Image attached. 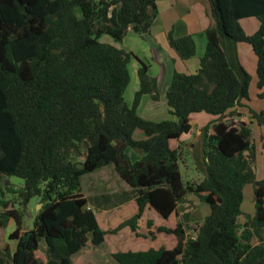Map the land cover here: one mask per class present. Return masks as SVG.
Wrapping results in <instances>:
<instances>
[{"label": "trees", "instance_id": "obj_1", "mask_svg": "<svg viewBox=\"0 0 264 264\" xmlns=\"http://www.w3.org/2000/svg\"><path fill=\"white\" fill-rule=\"evenodd\" d=\"M204 1L209 25L197 68L173 69L160 89L148 64L99 40L107 35L120 43L128 32L143 38L158 16L157 0H0V181H23L8 188L20 209L4 213V221L14 223L8 235L14 248L0 249V264H74L87 242L99 246L108 233L127 227L141 236L146 208L166 221L156 232L169 241L116 252L114 264H264V176L255 178L251 129L252 121L264 126V111L248 108L250 123L235 118L249 99L250 77L240 67L242 78L236 75L222 48L225 40L250 47L262 89L257 97L264 100V0ZM251 18L257 29L247 35L241 21ZM167 45L183 63L194 58L190 35L169 33ZM132 60L138 89L128 105L123 95ZM144 97H163L170 117L141 116ZM201 113L212 117L201 128L205 176L184 179L180 164L190 152L180 138ZM136 131L144 138H133ZM103 167L127 186L122 203L136 205V213L109 232L81 192L82 177ZM245 186L252 188L253 214L240 224ZM190 195L209 208L193 235ZM34 198L40 208L24 230L23 212Z\"/></svg>", "mask_w": 264, "mask_h": 264}, {"label": "rangeland", "instance_id": "obj_2", "mask_svg": "<svg viewBox=\"0 0 264 264\" xmlns=\"http://www.w3.org/2000/svg\"><path fill=\"white\" fill-rule=\"evenodd\" d=\"M161 5L164 4V0H161ZM191 14L186 17V23L188 29H190V34H195L192 38L196 43V51L193 59L200 58L205 49V37L203 31L205 27L209 24V17L207 13L206 3L196 2L192 5ZM79 15L78 12H76ZM241 27L244 30L245 34H248L249 25L241 23ZM100 42L113 44L118 48H123L127 51H130L142 59V62L149 64V74H157L159 67L153 60L154 47L152 43L148 40H143L136 34L128 32L123 38L122 42H114L109 36L102 35L99 38ZM228 41V40H225ZM224 41V42H225ZM232 43L231 41H229ZM150 43V45H149ZM233 44V43H232ZM231 44V45H232ZM245 44V43H243ZM247 45V44H245ZM249 50L245 46H239L235 54L233 50V63L236 66V70L239 73V78H242V73L240 71L241 65L239 60L244 67V69L249 72V99L245 100L244 103L247 106H240L245 108L248 111V106H254L258 104L259 106L264 107V100L258 98L256 95L258 89L256 87V58L253 55L250 47L247 45ZM152 50V51H151ZM142 52V53H141ZM152 58H154L152 60ZM239 58V59H238ZM255 60V63H254ZM195 61H192V64ZM137 62L132 60L128 64L129 72V83L124 92V99L128 105H131L134 93L138 89V81L136 77ZM255 64V68H254ZM164 66V65H162ZM240 67V68H239ZM164 79L160 77V89H163ZM162 93V90H161ZM250 101V102H249ZM250 104V105H249ZM259 112V110H257ZM139 114L145 117L148 120L159 121L167 119L170 117L168 110L165 106V101L163 97L159 101H151L148 97H144L139 106ZM210 118L211 116L204 113L195 114L192 116V121L195 123L196 118ZM201 125L199 127L203 128ZM252 129V139L255 149V178L260 180L264 176V126H259L255 123ZM197 129H194L193 135L186 140V147L184 150L189 151L188 147L192 146L190 159L184 163L180 164V172L182 177L185 179H195L199 180L202 178V174L199 171L202 170L203 157L201 153L200 145L196 143L195 135L197 134ZM139 132H135L133 138L138 139ZM189 141V142H187ZM263 141V142H262ZM193 149V150H192ZM133 158L137 159V156L131 151H127ZM200 168L198 169V165ZM188 176V177H186ZM23 184V181L16 177H9L8 179H3L0 181V201L2 203H7L6 206H3L0 203V221H4V213L14 209H20L18 200L9 193L8 188L20 187ZM127 186L119 180V178L114 173L111 167H103L96 172L87 174L81 179V192L87 197L90 201V206L95 209L96 220L99 227L104 231H112L115 229L118 224L123 220L130 218L136 213V205L133 200H129L126 203H122V194L127 191ZM244 201L242 204L244 215L240 218V224L244 223L245 215L250 213V209L253 208V193L251 186H245L243 190ZM187 202L189 209L192 211L191 221L188 224L189 231L188 235H193V230L198 223H200L204 217L208 214L209 208L207 205L203 204L196 196L190 195L187 196ZM40 206L37 204L36 199H32L29 202V205L25 208L23 212V229L30 230L32 228V223L35 217L36 212L39 210ZM150 222L151 226L148 227L147 223ZM166 225V221L159 218L152 210L148 208L145 209L141 219L138 221V233L141 236H134L129 228L125 227L115 233H108L105 236L104 242L99 246H92L90 242H87L83 246V251L80 255L74 258V264H114L112 254L122 251H144L149 248H159L164 246L166 242L169 241L167 236L157 234L156 229ZM14 223L11 220L4 221V225L0 228V249H3L5 246H10L11 249L14 248V241L8 240V235L14 229ZM152 233V236L150 235ZM145 237V238H144ZM253 243L256 241L254 239ZM44 247L43 243L40 244ZM42 255V253H38Z\"/></svg>", "mask_w": 264, "mask_h": 264}, {"label": "crops", "instance_id": "obj_3", "mask_svg": "<svg viewBox=\"0 0 264 264\" xmlns=\"http://www.w3.org/2000/svg\"><path fill=\"white\" fill-rule=\"evenodd\" d=\"M201 1L205 3L204 0H164V4L161 5L160 4L161 0H157L158 16H157L156 20L154 21L152 27L150 28L149 33L146 34L142 39L148 40L149 42L152 43V46L154 47V51H152V50L151 51L154 54L153 56H154L155 60H153L154 58H152V60L154 61V63H156L158 65L159 70L157 71V74H154V75L151 74V76L157 77L159 79H160V77L163 78L164 79V82H163L164 87L168 83L173 69H176L178 72H186L187 71V72L193 73L197 68V59H192L191 61H189L187 63H183L177 58L175 53L167 45V35L169 33H172L173 38H181V37L187 36V35H191L193 37L195 34H190V29H188V26L186 23V17H188L191 14L192 5H194L196 2H201ZM241 23H245V24L249 25L248 34H252L257 29V21L253 18L244 19L241 21ZM208 25L205 27V29L208 27ZM231 44L232 43H230L229 41H225L222 43V48H223L224 52L226 53L228 61L231 65V67L233 68L234 72L236 73V75L238 77H240L238 71L236 70V66L233 63V50H235V54H236L239 46H245L248 50H249V48L247 47V45H245L243 43H239L236 45L235 44L231 45ZM149 45H150V43H149ZM195 46H196V43H195ZM232 48H233V50H232ZM195 51H196V49H195ZM139 56L140 55L138 54L137 57L139 58ZM140 60L142 61V59H140ZM192 61H195V63L192 64ZM239 63L241 65L242 70L245 71L249 75V72H247L244 69L240 60H239ZM254 63H255V60H254ZM162 65H164V66H162ZM148 66H149V64H148ZM254 68H255V64H254ZM149 70H150V68H149ZM261 92H262V89H258V93H261ZM242 103H244V101ZM242 103H241L242 107L247 106L246 103L245 104H242ZM248 108H251L254 111H257V110L264 111L263 105L261 107L258 104L254 105L253 107L250 105V106H248ZM236 113L239 114L238 117L237 116L235 117L237 120L243 121L245 123L251 122L249 115H248V111L245 108H241L240 106L237 107ZM209 119L210 118L206 119L203 117L202 118H196L195 123L192 121V119H190V124L192 126L190 134L181 136L180 141L186 142V140H188L193 135L194 129H197L198 132L195 135V139H196V143L199 144L200 148H201V146H202V130H201V128L199 129V127L201 125L205 126V124H207L209 122ZM254 125H255V122L252 121L251 127H253ZM137 132H139L138 133V136H139L138 139L144 138V135L142 132L136 131V133ZM187 142H189V141H187ZM171 146L174 147L175 144H172ZM262 147H264V145ZM191 148H192V146L189 147L190 153H191V150H190ZM263 151H264V149H263ZM201 153H202V149H201ZM201 166H202V170L199 169L200 164L198 165V169L201 172L202 177H204L205 176V167H204L203 162H202ZM242 210H243V207H242ZM153 213H155L160 218V216L156 212H153ZM251 214H253V208L250 209V213H247L245 217H247V215L250 216ZM173 219H174V217H173Z\"/></svg>", "mask_w": 264, "mask_h": 264}, {"label": "water", "instance_id": "obj_4", "mask_svg": "<svg viewBox=\"0 0 264 264\" xmlns=\"http://www.w3.org/2000/svg\"><path fill=\"white\" fill-rule=\"evenodd\" d=\"M77 166H78V168H82V165H81V164H78ZM39 206H40V204H39ZM246 218H247V220H248V219H249V216L247 215Z\"/></svg>", "mask_w": 264, "mask_h": 264}]
</instances>
